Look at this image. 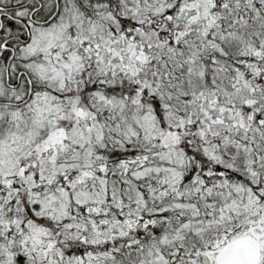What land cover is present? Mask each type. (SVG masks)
<instances>
[{"label": "snow or ice", "instance_id": "1", "mask_svg": "<svg viewBox=\"0 0 264 264\" xmlns=\"http://www.w3.org/2000/svg\"><path fill=\"white\" fill-rule=\"evenodd\" d=\"M0 264H264V0H0Z\"/></svg>", "mask_w": 264, "mask_h": 264}]
</instances>
